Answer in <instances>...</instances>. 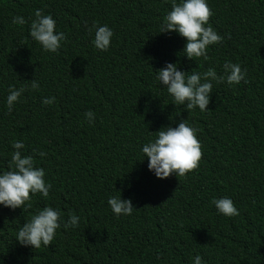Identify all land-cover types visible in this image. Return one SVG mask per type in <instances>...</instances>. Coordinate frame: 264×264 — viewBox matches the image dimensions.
Wrapping results in <instances>:
<instances>
[{"label": "trees", "instance_id": "1", "mask_svg": "<svg viewBox=\"0 0 264 264\" xmlns=\"http://www.w3.org/2000/svg\"><path fill=\"white\" fill-rule=\"evenodd\" d=\"M207 3L224 40L205 61L182 54L178 33H158L169 0H0V173L12 142L22 141V154L34 155L52 185L47 198L32 195L31 208L0 205V264H193L196 255L205 264H264V0ZM35 9L66 34L56 53L29 34ZM14 16L27 23L13 24ZM93 23L113 31L107 51L92 44ZM225 61L247 69L248 83L213 82L207 111L175 105L156 79L166 62L219 74ZM31 79L39 90L28 87L9 113V87ZM45 97L56 99L43 105ZM181 119L197 129L199 167L157 178L141 147ZM119 191L131 199V215L108 205ZM224 196L238 216L210 203ZM45 205L64 221L76 214L79 226L61 227L47 247L20 245L18 228Z\"/></svg>", "mask_w": 264, "mask_h": 264}, {"label": "clouds", "instance_id": "2", "mask_svg": "<svg viewBox=\"0 0 264 264\" xmlns=\"http://www.w3.org/2000/svg\"><path fill=\"white\" fill-rule=\"evenodd\" d=\"M169 3L170 9L163 15L158 33H178L185 39L183 55L190 60L199 58L208 60L209 46L222 43L224 37L209 23L213 13L207 0H169ZM12 23L24 25L27 21L22 16H14ZM85 25L87 26V21ZM88 30L90 34L94 30L92 39L94 47L107 51L113 31L107 25L96 23H93ZM29 34L44 51L50 53H56L62 46L61 42L67 39L63 31H56L55 19L50 14H45L43 9L34 10ZM221 67L222 72L219 74L214 67H209L202 73L189 72L180 70L178 62H166L164 67L155 69L156 79L166 88L175 105H183L187 111L195 110L197 107L200 111H207L206 106L209 104L213 82L217 84L226 82L230 86L241 81L248 83L247 69L242 70L239 64L225 61ZM28 87L38 91L40 84L35 79H31L29 86H22L19 89L14 86L9 87L6 98L9 113ZM55 99V97H45L41 103L50 105ZM85 116L89 123L95 119L92 111H87ZM196 133L197 129L191 127L185 119H181L175 127L169 124L155 131L154 140L148 141L141 147L143 157H147L148 160V169L160 179L172 174L183 177L197 169L203 153ZM24 147L22 141L12 142L13 152L7 170L0 173V205L10 209L31 208L32 195L39 193L47 198L52 187L51 183H47L44 179L45 170L36 167L34 155L22 154ZM33 153L40 157L46 155L45 152L36 149H33ZM107 203L116 216L131 215L135 208L131 199H121L120 191L119 196H110ZM210 203L226 217L240 214L232 199L227 196L214 197ZM79 221L80 217L74 213H70L68 219L64 221L59 209L45 205L37 209L18 228L15 240L22 246H31L35 249L47 247L54 240L58 229L77 227ZM193 264H205V262L200 255H196Z\"/></svg>", "mask_w": 264, "mask_h": 264}]
</instances>
